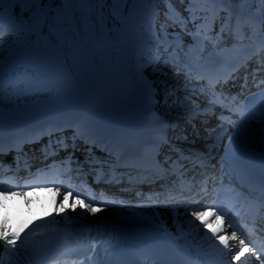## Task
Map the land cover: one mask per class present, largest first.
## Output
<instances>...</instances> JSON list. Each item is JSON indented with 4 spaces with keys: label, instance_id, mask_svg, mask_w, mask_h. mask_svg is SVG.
<instances>
[{
    "label": "snow or ice",
    "instance_id": "obj_1",
    "mask_svg": "<svg viewBox=\"0 0 264 264\" xmlns=\"http://www.w3.org/2000/svg\"><path fill=\"white\" fill-rule=\"evenodd\" d=\"M142 2H157V0H0V40H2L4 35V21L5 16H7L10 24L9 34H12L16 29H22L24 32L39 35L44 39L45 46L55 53L63 63L67 64L75 59V50L84 35L98 34L107 27L104 8L96 6L108 5L110 3L112 7L108 9V14L118 22L123 23L131 14L132 9L122 6H126L130 3L134 5ZM189 2L191 4L214 5L229 3L230 0H189ZM239 2L242 4L258 3L262 6L259 12L261 16L260 23L262 30H264V0H239ZM57 3L59 7H54L53 5ZM6 5L8 6L7 8L5 7ZM17 9H19V11H17ZM197 11H210L213 22H215L216 17L219 15V11L215 9L206 10L190 8V19L196 17ZM25 14H27L26 19ZM201 19L205 23L208 22L207 17H202ZM228 20H231L230 15ZM237 23H239V20ZM221 31H223V27ZM0 47H2V44H0ZM261 83H264V81H261ZM213 96L214 98L211 100V104L220 103L224 105L223 100H220L215 93H213ZM260 96L259 113L260 116L264 118V92H261ZM235 110L241 113L240 122L237 124V131L239 132L241 126L246 127L247 120L255 118V113L241 108H236ZM222 119H227L231 122L230 118ZM261 122L264 123V119H262ZM241 142L246 148L248 145V138L242 135ZM231 143L232 140L230 138L229 144L231 145ZM2 153L3 143L0 141V154ZM0 168H2V165H0ZM204 185L201 192L206 196L208 194L207 181L204 182ZM57 191H59V188H57ZM260 191L262 195H264V179L261 181ZM72 196L73 192L71 190H66L63 194V201H67ZM76 199L81 205H84V201L80 199V193H76ZM89 200L90 202L84 205L85 212L83 214L87 212L95 213L99 210L93 207L96 201L91 198H89ZM194 202L199 203V201ZM61 206L67 207V205L63 203ZM71 207L75 209V203L72 204ZM171 211L174 217L179 215L177 208L173 207ZM188 213H190V218H194V220L190 219L192 224L199 221L197 227L202 226L204 229L208 230L204 233L205 236H208V232H210V239L214 238L219 241L216 248L222 255L227 256L232 252V245L229 243L230 240L237 242L236 251L231 255L229 264H231V261H241V257L245 255V252H249L251 256H255L256 259L259 260V264H264V248H257L255 246L250 248L245 239L238 236L231 220H229L227 227L232 228L233 231L230 236L226 234L225 217L228 213L220 209L214 201L211 204L205 205L202 209H193L191 206L186 207L185 214ZM221 233L225 234L221 235ZM19 238V233H8L6 222L0 225V240L3 241L5 250L17 249V247L24 248L25 245L23 243L17 246L16 240ZM221 245L223 246L222 248L220 247ZM88 250L93 251L91 242L88 244ZM11 254L19 255V252H12ZM64 254L67 256H79L82 253L66 251ZM83 254L86 256V253ZM0 264H4L2 259H0ZM81 264H83V262H81ZM242 264H248L247 260H244Z\"/></svg>",
    "mask_w": 264,
    "mask_h": 264
},
{
    "label": "bare ground",
    "instance_id": "obj_2",
    "mask_svg": "<svg viewBox=\"0 0 264 264\" xmlns=\"http://www.w3.org/2000/svg\"><path fill=\"white\" fill-rule=\"evenodd\" d=\"M235 1L238 2L239 0H230L229 3L217 4V6L222 5L223 8L233 12ZM164 4H165L164 0H157V2H142V3H136L134 5L130 3L126 6H123L125 8H129V9L131 8L132 12L127 17V20L121 23L115 20L112 16L108 14V9L112 7V5L109 3L108 5H106L107 16H108L109 21H111L112 25L116 26L118 29L120 27L119 32H118L119 39L122 35V25L123 24H127L129 26L136 24L139 27L136 28L138 31L134 34V36L136 37L138 33L140 36V41L143 40V38L147 41H153L158 38H161L162 40V37H159V35L156 32L157 30L156 27L164 20L163 18L167 16L165 12L166 7L164 6ZM53 6L59 7V4L57 3L56 5H53ZM5 7L7 8L8 6L6 5ZM17 11H19V9H17ZM26 18H27V14H25V19ZM169 21L173 22V20L171 19H169ZM9 28H10L9 20L7 16H5L4 33L6 35H4L2 40H0V44H2V47H0V66H2L3 63L6 61L16 62L19 56H24L23 62L17 69L19 70L18 73H21V74L20 75L17 74L16 76L17 79H22V83H28L34 80V83H35L34 86H37L39 85L41 81L47 79L46 76H51V74H53L56 78L63 80L65 78L63 75L64 74L63 70H66L67 72H73L75 70L71 62L65 64L57 57L56 54L55 56H53L50 54L49 51L46 52V50H44L42 46L40 45L38 46L36 42L37 35L24 32L22 29H16L12 34H9ZM91 41H94L95 45H97L93 47L97 51L96 52L97 55H100L101 52H103V50L107 49V47L104 46L105 42L103 41V37H101L100 32L98 34H91ZM129 42L131 41L129 40ZM110 51H112V56L115 59L117 48L114 51L110 49ZM35 59L37 61L36 68L30 70V68L27 67L29 71L26 70L25 73H22L23 69L26 66H28L31 60H35ZM154 60H155V56L150 57V54H148L147 51L141 50L137 58V62L139 63L137 67L144 68L145 70L146 66H148L150 63H153ZM51 62H55L56 64H61V69L58 67H55L54 65H51ZM47 67L50 69L51 72L46 71ZM151 71H154V72H151ZM151 71L149 69H146L145 71H143V73L151 72L148 74L150 76L151 83L153 82L155 84L154 87L157 88L159 92H164V90L167 89L168 87H165V83L161 82L163 81V78H164V74H163V70L161 69V66H156V68H152ZM45 73H50V75H47ZM260 73L263 74L264 72L261 70ZM105 77L108 80L107 82L108 84L113 81L112 79L113 76L111 73H109V70L105 74ZM177 87H178V84H175V86L172 87L171 90L177 91L176 90ZM167 98L168 96H165V99ZM185 99H186V92L183 91L179 93L178 95L170 98L169 103H172L173 105L176 106L179 102ZM163 104L160 105L161 108H159L160 110L162 109V111H164L162 114V116H164L163 119H165L168 123H171L172 125L176 123H180L182 120L180 112H183V109H180V108L176 110L169 109V112H167L166 111L167 107L165 104L164 105ZM255 128H256V133H258L260 130L261 131L264 130V123L260 122L256 124ZM216 131H217L215 132L216 138H218L220 136V133L222 132V129H219V130L216 129ZM203 141H201L203 144L207 142L206 139ZM178 142H179L178 144H180L181 140H178ZM181 144L183 145V143ZM176 148L177 147H172L171 145L165 146L163 150L164 158L166 160L171 159L174 152L176 151ZM165 151L167 152L166 154H165ZM175 156L180 157V155L178 154H175ZM37 160L38 158H35L28 163H33L34 161H37ZM189 173L190 172L187 171L186 175L190 177L194 176L192 173L190 174ZM173 178H176V176H174ZM129 179H133V177H129ZM183 183L184 181L181 183V185H183ZM58 200L59 199L54 200L58 204L57 216L61 218L63 222L68 219H72V218L84 219V218L90 217L89 214L87 213L83 214L84 212L79 210L78 208L75 207V209H73L71 207L72 205L58 201ZM62 203L67 205V207H62L61 206ZM42 210H45V203H44V198L39 194H34L31 197H27V198L24 197L22 194L20 195V198H18L17 196L10 197L8 195H2L0 196V225L5 224L6 222L7 231L10 234L12 233V216L14 212L17 211V212L38 214L39 212H44ZM66 211H68L67 217H65ZM166 217H172V213L168 212ZM195 236L196 238L200 239L201 242H203L205 245H208V246L219 243V241L215 240L214 238L210 239L211 237L210 232H208V236H205L204 233H201L200 231H196ZM2 244H3V241L0 240V246Z\"/></svg>",
    "mask_w": 264,
    "mask_h": 264
}]
</instances>
